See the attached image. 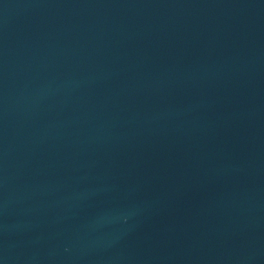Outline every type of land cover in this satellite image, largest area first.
Wrapping results in <instances>:
<instances>
[{"label":"water","instance_id":"95a60500","mask_svg":"<svg viewBox=\"0 0 264 264\" xmlns=\"http://www.w3.org/2000/svg\"><path fill=\"white\" fill-rule=\"evenodd\" d=\"M0 264H264V0H0Z\"/></svg>","mask_w":264,"mask_h":264}]
</instances>
